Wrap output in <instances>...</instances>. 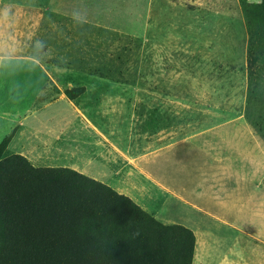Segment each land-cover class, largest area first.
<instances>
[{
  "label": "rangeland",
  "instance_id": "obj_1",
  "mask_svg": "<svg viewBox=\"0 0 264 264\" xmlns=\"http://www.w3.org/2000/svg\"><path fill=\"white\" fill-rule=\"evenodd\" d=\"M246 41L237 0H0L5 153L191 226L199 263L214 264L245 243L208 216L213 200L246 171L264 191V137L243 116ZM77 86L76 110L63 91Z\"/></svg>",
  "mask_w": 264,
  "mask_h": 264
},
{
  "label": "trees",
  "instance_id": "obj_2",
  "mask_svg": "<svg viewBox=\"0 0 264 264\" xmlns=\"http://www.w3.org/2000/svg\"><path fill=\"white\" fill-rule=\"evenodd\" d=\"M237 2L247 33L243 116L264 137V0ZM11 136L0 139V264H191L190 228L161 223L74 169L5 153Z\"/></svg>",
  "mask_w": 264,
  "mask_h": 264
},
{
  "label": "crops",
  "instance_id": "obj_3",
  "mask_svg": "<svg viewBox=\"0 0 264 264\" xmlns=\"http://www.w3.org/2000/svg\"><path fill=\"white\" fill-rule=\"evenodd\" d=\"M67 102L77 110L69 98H67ZM259 163L264 167V162L261 159H259ZM65 167L71 168L67 165ZM71 169L76 170L75 168ZM230 169L228 173L231 172L234 177L236 172L231 167ZM247 173L246 171L239 179H236L235 176L232 179V185L223 188L221 192L223 197L214 199L210 206L208 216H212L218 226L231 229L235 233L233 241L239 243L238 241L242 239L245 243L244 250L237 251L234 247L231 249L232 251L217 253V257H214V264H264V191L254 188V185L257 184L247 176ZM181 225L191 227L183 223ZM195 248L194 238L191 264H200L199 261L203 263L202 258L199 260L195 254Z\"/></svg>",
  "mask_w": 264,
  "mask_h": 264
}]
</instances>
